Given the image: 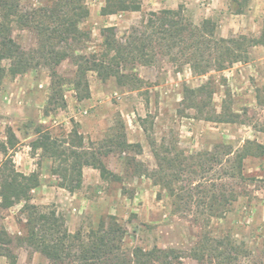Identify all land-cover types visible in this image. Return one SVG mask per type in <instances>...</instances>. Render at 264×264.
Returning a JSON list of instances; mask_svg holds the SVG:
<instances>
[{
  "label": "rangeland",
  "instance_id": "374dc122",
  "mask_svg": "<svg viewBox=\"0 0 264 264\" xmlns=\"http://www.w3.org/2000/svg\"><path fill=\"white\" fill-rule=\"evenodd\" d=\"M140 1L138 12L102 15L107 0H84L89 14L80 28L88 38L73 46L74 57L99 56L108 28H114L116 39L122 42L140 37L151 14L164 10H180L185 22L194 26L212 20L216 38H258L264 31V0H250L243 13L238 12L236 0ZM41 5L46 0H22L23 8ZM12 37L27 52L40 43L33 29L14 28ZM153 49L154 65L127 67L141 81L127 86L115 79L103 81L89 71L88 92L77 90L74 58L57 67L38 60L37 68L26 74L8 76L0 85V165L6 159L5 145L18 172L40 176L31 204L55 212L71 233L88 231L100 219L114 217L129 251L176 249L185 256L175 264H219L211 252L201 261L195 254L209 240H224L239 251L235 264H264V156L245 160L243 179L225 173L228 159L248 141L264 145V46L250 48L245 62L205 75L193 72L191 56L184 49L168 51L157 44ZM3 65L8 68L10 63ZM53 70L61 79L55 88ZM201 86H206V92L196 102L205 105L202 114L188 107L189 94L184 101L186 89ZM222 113H227L230 122L205 120ZM9 129L17 138L14 148L8 144ZM38 130L71 143L70 133L77 132L85 148L99 152L106 168L120 180H104L98 170L87 167L79 190L63 189L59 176L52 174L53 162L32 150ZM113 135H124L135 147L111 146ZM229 149L230 157L226 156ZM165 156L178 160L170 174H179L172 187L182 200L157 184L158 177L146 175L145 170L157 172ZM212 157L222 162H209ZM224 188L237 198L224 217H212L202 203L201 191L218 193ZM23 206L24 202L9 209L0 206V230L11 240L0 245V264H49L19 241L28 215Z\"/></svg>",
  "mask_w": 264,
  "mask_h": 264
},
{
  "label": "trees",
  "instance_id": "16d2710c",
  "mask_svg": "<svg viewBox=\"0 0 264 264\" xmlns=\"http://www.w3.org/2000/svg\"><path fill=\"white\" fill-rule=\"evenodd\" d=\"M238 12L243 13L250 0H236ZM141 10L140 0H107L102 9V15L138 12ZM88 10L84 0H46V5L36 8H23L22 0H0V85L8 77L26 74L37 68L38 60L47 65L57 67L67 59L74 58L78 67L76 89L88 92L86 75L95 72L103 81L115 79L120 86L140 83V79L128 73L127 67L134 64L152 66L156 62L153 52L154 44L166 47L168 51L182 48L188 53L191 68L197 75H205L213 71H223L236 63L245 62L248 50L257 46H264V31L260 37L249 38H216V25L210 20L203 21L201 26H194L185 22L180 10H164L152 13L144 25V32L140 37L122 42L116 39L114 28L106 29L104 49L99 56L86 58L82 55L74 57L73 46H80L87 34L80 25L88 18ZM14 28L33 29L40 38L39 46L32 52L25 51L12 37ZM9 62L6 68L3 63ZM127 71V72H126ZM53 77L57 83L61 82L58 74L53 70ZM56 83V84H55ZM206 92V86L198 89H186L189 108H197L202 114L205 105L197 104V98ZM61 98L63 97L59 94ZM86 97V96H84ZM49 102L52 100L50 98ZM206 104V103H205ZM65 106L63 98L60 103ZM222 113L215 118L206 117L205 120L227 123L230 122ZM38 138L32 143V150L41 151L46 160L53 162L52 174L59 176L61 187L74 193L82 187L83 169L93 168L100 172L102 179L118 181L119 176L108 170L103 163L100 153L86 149L83 138L77 132L70 133L72 143L61 141L50 132L37 131ZM124 135H113L109 142L121 150L135 147L124 140ZM8 144L14 148L17 138L9 129ZM6 159L0 165V206L9 209L24 202L23 212H26L25 233L19 238L21 244L32 248L47 259L49 264H175L174 261L185 256L176 249L143 250L136 248L132 251L123 245L124 231L114 217L108 220L100 219L97 225L88 231L71 233L65 221L55 212H45L38 206L31 204V193L40 186L38 173L24 175L18 172L12 159L7 155V147L2 146ZM167 150V149H166ZM112 152L107 151L105 154ZM229 149L226 156H231ZM264 156V145L248 141L242 150L228 159L230 167L225 173L232 178L243 179L244 162L250 157ZM221 163V159L209 160ZM178 160L165 156L157 172L145 170L148 177H158L157 184L170 191L171 196L182 197L175 193L173 183L179 181V174L173 175ZM181 164L178 166L180 167ZM211 189L201 191L202 201L208 214L222 218L229 211L233 194L224 191L210 193ZM210 198V199H209ZM235 198V199H234ZM209 200V201H208ZM226 241L212 240L201 247L195 254L199 260L205 258L206 252L210 257L220 261L219 264H235L239 251ZM11 243L8 234L0 230V245ZM1 255V254H0ZM212 260V259H211ZM15 264V263H13Z\"/></svg>",
  "mask_w": 264,
  "mask_h": 264
}]
</instances>
